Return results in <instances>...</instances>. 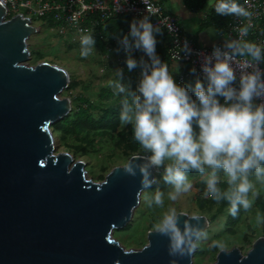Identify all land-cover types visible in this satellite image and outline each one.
<instances>
[{"label":"clouds","instance_id":"1","mask_svg":"<svg viewBox=\"0 0 264 264\" xmlns=\"http://www.w3.org/2000/svg\"><path fill=\"white\" fill-rule=\"evenodd\" d=\"M213 9L246 22L238 27V38H226L222 46L214 44L210 54H200L201 75L192 84L175 81L156 51L161 27L143 16L133 18L128 32L117 36V51L126 54L127 70L139 68L135 90L125 82L123 69H117L110 86L115 95L123 96L121 126H132L133 139L142 149L123 164L124 171L135 176L139 170L142 189L155 183L153 171H162L164 183L171 186L167 198L173 202L191 191L188 173L195 171L205 186L203 196L227 201L228 214L235 218L240 209L252 208L260 195L257 185L264 186V46L244 39L254 27L253 13L238 0H215ZM79 40L80 56L87 57L95 48L94 35L83 32ZM134 50L144 55L137 59ZM191 52L185 39L172 49V56L178 62L182 53ZM190 71L195 74L197 69ZM164 197L157 189L144 199L150 208L164 207ZM180 214L169 207L153 225L168 237L171 257L192 255L208 238L198 214L192 213L182 228ZM255 223L264 225L260 211ZM211 246L224 247L219 242ZM170 264H178L177 259Z\"/></svg>","mask_w":264,"mask_h":264},{"label":"water","instance_id":"2","mask_svg":"<svg viewBox=\"0 0 264 264\" xmlns=\"http://www.w3.org/2000/svg\"><path fill=\"white\" fill-rule=\"evenodd\" d=\"M7 10L0 0V264H192L193 253L171 257L168 237L156 230L140 250L113 238L149 188H141L139 170L133 176L123 166L94 182L85 161L55 152L51 126L72 111L71 99L59 97L70 74L48 62L25 64L38 29L21 14L6 20ZM180 213L182 228L190 215ZM199 216L206 231L210 221ZM214 264H264V237L245 255L220 250Z\"/></svg>","mask_w":264,"mask_h":264},{"label":"rangeland","instance_id":"3","mask_svg":"<svg viewBox=\"0 0 264 264\" xmlns=\"http://www.w3.org/2000/svg\"><path fill=\"white\" fill-rule=\"evenodd\" d=\"M35 24L41 25L39 21ZM79 37L67 33L65 36L56 35L48 28H43L41 33L31 36L27 40L28 50L31 57L25 64L36 66L42 62H48L65 68L71 79L69 87L64 90L59 97L70 98L72 111L71 118L77 108L83 104L80 98L87 99L95 106L90 112L96 118H100L103 109L116 104L117 98L122 100V95H115L110 86V81L117 79V69L124 70V80L130 83L135 90L138 78L134 72H129L125 62L121 59L120 52L110 42H106L107 49L102 50L95 41V48L87 57L80 56ZM174 79L178 73H170ZM177 78V80H178ZM178 82V81H177ZM112 92L114 96L102 99V92ZM85 105V103H84ZM87 106V105H85ZM126 126H119L114 137L106 135L94 136L91 143L78 140L73 136L62 137V133L51 127L56 145V153L69 152L76 160L86 162V177L94 182L104 181L106 175L116 166L123 164L133 155L142 153V149L132 151L128 142H122L118 136V131ZM192 181V189L188 193L182 194L177 201L168 200L167 192L171 186L164 183L162 171H157L155 187L142 192L140 204L135 209L128 229L115 230L113 238L118 241L126 250H140L148 243V232L155 230L153 225L158 222L162 214L169 208L175 207L178 212H185L189 215L196 213L206 216L210 221V226L206 230L208 238L201 241L200 247L193 253L192 264H214L220 250H231L239 248L245 255L252 248L253 243L260 237H264V225L255 223V214L264 210L258 208V203L264 202V186L257 185L260 195L255 200L251 209L246 211L236 225H230L228 207L223 206V201L215 202L203 196L204 184L200 181L198 173L188 175ZM226 187L225 184L220 185ZM159 189L165 193L164 207L153 205L151 208L145 203V196L154 195ZM127 225V226H128ZM213 242L224 245L223 248L211 246Z\"/></svg>","mask_w":264,"mask_h":264},{"label":"built area","instance_id":"4","mask_svg":"<svg viewBox=\"0 0 264 264\" xmlns=\"http://www.w3.org/2000/svg\"><path fill=\"white\" fill-rule=\"evenodd\" d=\"M2 1L8 8L6 20L21 14L24 18H29L31 24L37 27V34L41 33L44 27L59 36H65L69 33L80 38L83 32H90L94 35L95 41L97 37H100L105 43L109 42V39L100 32V29L106 30L108 21L123 15H128L132 19L149 16L153 24L160 25L161 33L169 40L167 50L171 61L179 63L181 66L189 69L180 73L178 83H183L185 79L190 76L197 77V75H201L200 63L202 56L200 54H210L213 48V45L203 46L198 44L194 37L190 36L184 30L180 24L179 18L167 11L164 5L157 0H127L126 3H124L123 0ZM239 3L249 8L253 13L252 23L254 27L244 39L253 38V42L264 46V0H240ZM207 15L208 12L202 16L201 23H203ZM35 20L39 21L41 25L35 24ZM245 22L244 18H237L234 15H230L227 26L224 30L219 31V33L222 34L225 39L238 38L237 29ZM169 29L172 30L170 31ZM185 39L188 40L192 52L187 56H184L182 53V59L177 62L172 56V49ZM78 41L80 42V40ZM114 41V44H118L117 39ZM215 45L222 46L223 42ZM119 52L121 59L125 62L126 54L122 49ZM133 55L139 59L144 53L140 50H134ZM145 59H147L146 56ZM237 59L242 60L243 58L238 57ZM193 67L197 69L195 74L190 71ZM139 75L140 72L138 70V77Z\"/></svg>","mask_w":264,"mask_h":264},{"label":"trees","instance_id":"5","mask_svg":"<svg viewBox=\"0 0 264 264\" xmlns=\"http://www.w3.org/2000/svg\"><path fill=\"white\" fill-rule=\"evenodd\" d=\"M209 0H184V3L187 7L194 11H201ZM240 0H238L239 2ZM215 2V1H214ZM214 4V3H213ZM213 4L211 5L208 15L203 21L204 27H215L219 31L224 30L227 26L230 15H220L217 14L213 9ZM132 20V18L128 15H123L120 17H117L115 19H112L108 21L107 23V29L103 30L100 29V32L109 39V42L112 45H115V47H119L118 44H114V40L117 39L118 35L125 34L129 30V22ZM264 31V28H263ZM264 36V32H263ZM253 38L247 39V41L253 42ZM97 44L101 47L102 50L107 49L106 43L100 38L97 37ZM161 46H156L157 54L160 56L161 60L164 61L168 67L171 66L172 61L170 59V56L168 54V50L166 48H160ZM138 70L134 69L133 72L136 75V78L138 77ZM186 70H189L187 67L182 66L181 70L177 75H180L181 72H184ZM178 76L175 77V81L177 82ZM70 79H72L70 77ZM196 77L190 76L185 79V81L181 84H192ZM71 82V81H70ZM72 83V82H71ZM178 83V82H177ZM114 96L112 92H102L101 98L107 99ZM80 101L83 102L82 105H80L77 110L74 112L73 117L71 118L70 114L66 116L63 120L53 124L51 127H53L55 130L60 131L63 138H66L67 136H73L78 140H83L87 142H93V139H90L94 136H101L106 135L111 138L114 137V133L117 132L120 124L119 120V113H120V107H121V100L117 98L116 104L110 105L107 108L103 109V114L100 118H96L94 114H92L90 111L92 109H95V106L91 104V102L87 99L80 98ZM87 105L85 106L84 105ZM118 136L120 137V140L122 142H128L129 148L132 151H137L140 147L139 143L136 142L133 139V130L131 125H127L124 129L118 131ZM195 171L189 172L188 175L195 174ZM155 183L152 185L151 188L155 187ZM226 186V184H225ZM228 205L227 201H223V206ZM258 208L261 210H264V202L261 201L258 203ZM246 211L243 209H240L238 215L233 218L229 215V224L230 225H236L241 216L245 214ZM130 226H126V229H128Z\"/></svg>","mask_w":264,"mask_h":264},{"label":"crops","instance_id":"6","mask_svg":"<svg viewBox=\"0 0 264 264\" xmlns=\"http://www.w3.org/2000/svg\"><path fill=\"white\" fill-rule=\"evenodd\" d=\"M161 2L167 11L176 15L179 18L180 24L184 30L194 39L196 42L203 46H211L220 42H224V36L219 33V30L215 27H204L201 23L202 16L209 11L211 5L215 0H209L206 6L201 11H194L186 6L184 0H157ZM168 38L160 33L157 35V45L160 48H166L168 46ZM156 45V46H157ZM181 64L172 62L168 67L170 73H179L181 70Z\"/></svg>","mask_w":264,"mask_h":264}]
</instances>
